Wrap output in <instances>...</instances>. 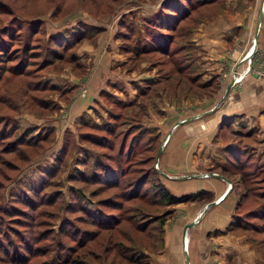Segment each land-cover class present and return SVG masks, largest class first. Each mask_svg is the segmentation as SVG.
I'll list each match as a JSON object with an SVG mask.
<instances>
[{"label":"rangeland","instance_id":"rangeland-1","mask_svg":"<svg viewBox=\"0 0 264 264\" xmlns=\"http://www.w3.org/2000/svg\"><path fill=\"white\" fill-rule=\"evenodd\" d=\"M256 1L0 0V264H23L8 237L31 243L24 264H141V248L158 250V217L173 213L157 202L159 146L223 95L228 71L264 78L250 57L233 64L254 29L235 16ZM249 156L215 171L236 199L228 228L264 264V177L243 179L262 166Z\"/></svg>","mask_w":264,"mask_h":264},{"label":"crops","instance_id":"crops-1","mask_svg":"<svg viewBox=\"0 0 264 264\" xmlns=\"http://www.w3.org/2000/svg\"><path fill=\"white\" fill-rule=\"evenodd\" d=\"M257 3L258 1L255 2L254 10ZM261 5L259 2L254 16L246 17L249 11L246 9L251 5L242 4L238 11H246L235 16L236 26L242 27L247 24L253 26L251 33L253 39ZM237 34L231 35L232 39H237L243 44L248 34L243 31L240 39L237 38ZM223 42L225 43L218 46L221 55L229 51L227 43L229 39ZM245 47L243 45L240 50ZM209 56L212 65H208L204 70L210 75L217 74L213 73L216 66L213 65L211 53ZM241 58L242 56L233 62L237 64V68L247 66V62ZM251 62L256 69L264 70V6L258 42ZM228 73L225 80L222 78L220 82L222 85L225 84L224 87L229 83ZM238 75L242 76L241 82L237 77V84L230 89L228 96L219 105L216 106L222 94L215 102L213 99L204 100L203 110L196 114L204 115L194 117L190 120V126H182L174 131L173 135L171 133L169 135L171 138L168 137V143L161 151L158 161L162 171L168 174L165 176L169 177L168 180L163 183L171 195L178 198L198 192L203 194L194 200L172 204V216L162 226L158 250L149 253L148 264H187L186 258L189 264H260L257 259L259 255L251 247L247 236L235 234L228 228L231 216L234 215L236 199L228 183L214 175L215 173L226 176L225 173L215 170L224 168L234 161L240 162L241 157L249 154L251 155L248 157L249 162L251 161L252 165L262 163L264 166V78L257 79L246 71L239 72ZM103 77L100 74L97 80L102 83ZM211 103L213 104L210 106ZM206 111L208 112L204 113ZM251 123L259 126L257 130L259 134L254 132L255 126L251 127ZM235 136L238 139H234ZM249 140L252 142H248ZM194 171L196 172L193 173ZM204 173H208V176L204 177ZM213 201L215 204L209 206L199 221L184 233V227L195 220L206 203Z\"/></svg>","mask_w":264,"mask_h":264},{"label":"trees","instance_id":"trees-1","mask_svg":"<svg viewBox=\"0 0 264 264\" xmlns=\"http://www.w3.org/2000/svg\"><path fill=\"white\" fill-rule=\"evenodd\" d=\"M1 117V116H0ZM1 119V118H0ZM19 146V145H18ZM146 147V146H145ZM255 169H257V171L256 170H252V171H249V172H246V171H242V173H243V175L246 177H243V179L244 180H246V179H250L252 176H258V175H261L262 174V177L261 178H258V180L260 179H262L263 177H264V166L262 165V166H258V167H255ZM255 178V177H254ZM253 178V179H254ZM162 188H161V191L158 193V195H159V199H157V202H158V204H166V205H171V204H174V203H177V202H180V201H185V200H194V198H196V197H194V196H184V197H182V198H175V197H173L171 194H169L168 193V191L166 190V188H165V186H161ZM203 194V192H201L199 195H202ZM49 200V199H48ZM95 213L96 212H94V214L93 215H95ZM261 216V215H260ZM158 220H159V224L160 225H163L164 224V222H165V220L162 218H160V217H158ZM2 223V222H1ZM161 230H162V228H161ZM161 230L159 229V231H160V233H161ZM2 232V224H1V226H0V233ZM13 232V231H12ZM22 238H24V237H22ZM27 239V238H26ZM24 240L23 241V246H21V247H15V244H14V240H13V238H9L8 237V239H7V241L6 242H4L5 244H4V249H5V247H6V249L8 250V248H11V251H12V255H14V257H16V258H19V260H21L22 261V263L24 264L25 262H26V260L28 259L29 260V258H30V256H31V251H32V247H30V244L31 243H29L27 240ZM159 242H160V239L158 240ZM0 242H2V241H0ZM3 243V242H2ZM14 246V247H13ZM129 247V246H128ZM27 250V252H28V255L27 256H24V254H22L21 253V250L22 251H24V250ZM142 250H141V253H142V257H140V262H141V264L143 263V264H148V252H147V250L146 251H144V249L143 248H141ZM25 250V251H26ZM128 250H130V252H131V248H128ZM4 251H6V250H4ZM8 252V251H7ZM132 253H133V251H132ZM60 254V253H59ZM13 257V258H14ZM55 257V259H57L58 258V253L56 254V256H54ZM129 261H130V263H132V261H134V262H136V260H134V259H132V256H130L129 257ZM138 261V260H137ZM75 264V263H74Z\"/></svg>","mask_w":264,"mask_h":264},{"label":"water","instance_id":"water-1","mask_svg":"<svg viewBox=\"0 0 264 264\" xmlns=\"http://www.w3.org/2000/svg\"><path fill=\"white\" fill-rule=\"evenodd\" d=\"M263 6H264V1H263L262 5H261V10H260V13H259L257 26H256V30H255V33H254V39H253L252 49H251L250 53L248 54V56H250V58L252 57V55H253V53H254V51H255V49H256V46H257V42H258V33H259L260 24H261V18H262V9H263ZM245 56H246V55H245ZM247 58H248V57H243V58H242V61L246 60ZM234 75H235V72H234V74H233V77H234ZM234 85H235V81H234V78H232L231 81L228 83V85L225 87L224 93H223L222 97L219 99V101L217 102L216 106L219 105V104H220V103H221V102L227 97V95H228L230 89H231ZM216 106H215V107H216ZM212 110H213V109H212ZM212 110H209V112L212 111ZM207 112H208V111H206V112H204V113H207ZM191 117H192V116H191ZM194 117H196V115H195ZM188 119H189V118H185V119L181 120L180 122L183 123V122H185V121L188 120ZM176 124H177V122L171 127V129H170L169 132H168V135H167L166 138L161 142V144H160V146H159L158 152H157L156 157H155V164H156V167H157V163H158V160H159V157H160L161 151H162V149H163V147H164V145H165V142L167 141V139H168V137H169V134L171 133L173 127H174ZM158 171H159L162 175L167 176L166 173L162 172L161 170L158 169ZM214 175L218 176L219 178H222V179L226 180V181L231 185V183H230V181H229L228 178H226V177H224V176H222V175H220V174H215V173H214ZM214 204H215L214 201H213V202H208V203L204 206V208L201 210V212L199 213V215L197 216V220L201 218V216L206 212V210H207V208H208L209 206L214 205ZM197 220L188 223V224L184 227V233H186V230H187L188 228L194 226V225L196 224ZM186 262H187V264H189L187 258H186Z\"/></svg>","mask_w":264,"mask_h":264},{"label":"built area","instance_id":"built-area-1","mask_svg":"<svg viewBox=\"0 0 264 264\" xmlns=\"http://www.w3.org/2000/svg\"><path fill=\"white\" fill-rule=\"evenodd\" d=\"M248 62H250V65L247 66V72H250V70H251V58H250V60H248ZM262 72H264V70L259 71V72H258V76L263 75ZM207 175H208V174H204V176H207ZM184 249H185V245H184Z\"/></svg>","mask_w":264,"mask_h":264},{"label":"bare ground","instance_id":"bare-ground-1","mask_svg":"<svg viewBox=\"0 0 264 264\" xmlns=\"http://www.w3.org/2000/svg\"><path fill=\"white\" fill-rule=\"evenodd\" d=\"M251 46H252V45H251ZM250 49H251V48H250ZM250 51H251V50H249L248 53H247V55H246V57H248L247 59H249V57H250V56H248V54L250 53ZM239 76H241V75H239ZM235 78H236V77H235ZM241 78H242V76L240 77L239 82L241 81ZM235 80H236V79H234V81H235ZM236 82H237V81H236ZM185 242H186V240H185V237H184V245H185V248H186V243H185Z\"/></svg>","mask_w":264,"mask_h":264}]
</instances>
